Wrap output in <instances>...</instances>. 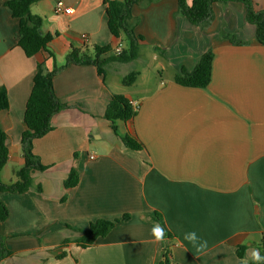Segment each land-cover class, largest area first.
<instances>
[{
  "label": "crops",
  "instance_id": "crops-1",
  "mask_svg": "<svg viewBox=\"0 0 264 264\" xmlns=\"http://www.w3.org/2000/svg\"><path fill=\"white\" fill-rule=\"evenodd\" d=\"M7 1L0 0V88L8 98L0 128L9 156L1 179L11 184L24 164V112L37 65L52 71L72 48L114 50L125 43L109 31L104 0H61L70 14L56 13L58 0H39L31 12L52 37L53 56L43 51L29 58L18 44L20 22ZM255 4L264 10V0ZM213 9L214 20L201 29L178 14L177 0L135 5V32L144 37L136 60L109 61L103 75L92 64H70L54 76L55 94L69 108L53 117L52 131L34 140V154L49 168L33 175L28 192L0 194L9 210L0 234L12 252L0 264H161L167 247L173 264L253 261L251 250L260 252L264 237V46L243 4L215 3ZM222 32L247 44L221 39ZM209 49L208 87L175 83L176 74L194 70ZM149 60L157 73L137 67L136 61ZM130 69L139 75L125 86ZM113 94L139 106L131 122H117L118 135L104 117ZM126 133L144 149L127 148L119 137ZM72 168L80 180L66 189ZM99 219L121 221L93 246L77 245L78 231ZM157 224L165 231L163 242L151 234ZM190 232L207 248L198 252L185 240Z\"/></svg>",
  "mask_w": 264,
  "mask_h": 264
},
{
  "label": "trees",
  "instance_id": "trees-1",
  "mask_svg": "<svg viewBox=\"0 0 264 264\" xmlns=\"http://www.w3.org/2000/svg\"><path fill=\"white\" fill-rule=\"evenodd\" d=\"M39 0H8L6 6L11 10L13 16L20 22L19 46L29 58L40 52H48V44L52 37L44 35L41 31L43 19L31 12V6ZM155 0H104L107 13V23L110 33L121 39L125 46L118 54L112 55L113 48L110 45L91 47L85 46L81 49L72 48L65 59V63L56 66L52 71H44L42 64L37 65V71L33 80V87L26 102L24 121L25 131L21 136L23 166L17 171V181L7 184L1 179V171L5 167L9 150L7 147V134L0 128V194H23L28 192L33 185V175L36 172H44L49 167L44 166L33 152L34 140L45 136L54 129L52 119L60 111L69 108L55 94L53 78L64 67L70 64L85 65L92 64L97 67L100 75L104 74L105 65L112 60L128 63L136 60L139 56L141 42L144 37L135 32L137 19L133 15L135 5H143ZM238 2L246 9V20L256 27V39L264 46V10H257L255 0H177L178 14L188 19L190 23L201 29L208 28L214 20L215 3L228 4ZM219 37L227 39L232 44L244 45L246 41L238 39L236 35L222 32ZM213 51L207 50L198 60L194 70L181 69L175 76V83L189 88H207L211 82L213 68ZM139 72L134 70L127 74L123 80L125 86H131L138 78ZM8 107V98L4 88H0V111ZM137 115V110L131 101L122 94H113L108 102L105 112V119L110 123L111 128L117 134V122H131ZM118 135V134H117ZM123 144L132 150L144 149V144L131 133L119 136ZM80 177L76 169L72 168L64 185L66 189L73 188L79 183ZM41 191V186H38ZM9 216V210L0 198V223ZM128 218L127 215L123 220ZM161 221V217H157ZM121 220L109 221L99 219L90 224L88 229L79 230V236L74 242L82 248L93 246L96 241L107 236L117 223ZM70 241L66 240L64 245ZM260 255L264 256V237L259 246ZM245 248L238 249L239 257L245 256ZM12 255L7 249L6 237L0 234V261ZM66 253L59 255L64 257ZM161 264H173L171 260L170 247L165 250ZM248 264H256L251 261ZM264 264V261L260 262Z\"/></svg>",
  "mask_w": 264,
  "mask_h": 264
},
{
  "label": "clouds",
  "instance_id": "clouds-1",
  "mask_svg": "<svg viewBox=\"0 0 264 264\" xmlns=\"http://www.w3.org/2000/svg\"><path fill=\"white\" fill-rule=\"evenodd\" d=\"M189 3H191V0H189ZM151 234L154 237L155 242H163L165 240V231L159 224L152 228ZM184 239L193 244V246L197 248L198 252H202L207 248V241H199V238L195 232L186 233ZM251 258L256 262V264H260V262L264 261V256L260 255L258 249L251 250ZM57 264H61V262H57ZM241 264H248L247 259L242 260Z\"/></svg>",
  "mask_w": 264,
  "mask_h": 264
},
{
  "label": "built area",
  "instance_id": "built-area-1",
  "mask_svg": "<svg viewBox=\"0 0 264 264\" xmlns=\"http://www.w3.org/2000/svg\"><path fill=\"white\" fill-rule=\"evenodd\" d=\"M70 10H71V11H70ZM55 11H56V13H64V14H70V13L73 12L72 9L69 8V7H66V6L63 4V2H62L61 0H58V1H57ZM83 39H84L85 41H87L88 36H87V35H84V36H83ZM121 50H122V46H118V47H116L112 52H113V54H118V53L121 52ZM131 103H132L133 107L137 110L138 107H139V106H138V103H134V102H132V101H131ZM90 158H91V159H95V158H96V155H95V154H91V155H90Z\"/></svg>",
  "mask_w": 264,
  "mask_h": 264
},
{
  "label": "rangeland",
  "instance_id": "rangeland-1",
  "mask_svg": "<svg viewBox=\"0 0 264 264\" xmlns=\"http://www.w3.org/2000/svg\"><path fill=\"white\" fill-rule=\"evenodd\" d=\"M151 51H149V49L147 51H145V55L146 56H151ZM148 58V57H147ZM149 59V58H148ZM137 62V67L140 69L141 67H144L146 65H148L149 68H151L152 70H154L155 73H157V67H156V63L154 61H148V62H144V61H136ZM131 71V69L129 70Z\"/></svg>",
  "mask_w": 264,
  "mask_h": 264
}]
</instances>
